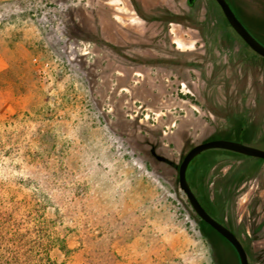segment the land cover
Listing matches in <instances>:
<instances>
[{
  "label": "rangeland",
  "instance_id": "1",
  "mask_svg": "<svg viewBox=\"0 0 264 264\" xmlns=\"http://www.w3.org/2000/svg\"><path fill=\"white\" fill-rule=\"evenodd\" d=\"M227 1L264 44V0ZM225 20L216 0H0V178L56 261L240 264L178 184L199 142L264 149V57ZM188 179L264 264V159L208 153Z\"/></svg>",
  "mask_w": 264,
  "mask_h": 264
},
{
  "label": "trees",
  "instance_id": "2",
  "mask_svg": "<svg viewBox=\"0 0 264 264\" xmlns=\"http://www.w3.org/2000/svg\"><path fill=\"white\" fill-rule=\"evenodd\" d=\"M225 21L229 24L227 20ZM244 44L248 46L245 42ZM215 152L235 154L224 149L202 152L189 163L186 171L187 179L191 174V165L199 156ZM188 182L204 208L232 230L223 219L224 206L221 201L219 199L210 201L206 196L201 198L194 189V183L189 179ZM8 183H10L8 177L0 178V264H67L65 260L58 262L53 258L54 247H58L65 254L69 252V249L62 239L52 235L42 208L32 200L31 195L19 196L18 192L8 186ZM196 217L203 227L222 237L197 214Z\"/></svg>",
  "mask_w": 264,
  "mask_h": 264
},
{
  "label": "water",
  "instance_id": "3",
  "mask_svg": "<svg viewBox=\"0 0 264 264\" xmlns=\"http://www.w3.org/2000/svg\"><path fill=\"white\" fill-rule=\"evenodd\" d=\"M227 22L239 37L258 55L264 57V44L261 43L236 16L226 0H216ZM209 149H224L248 156L264 159V149L232 139H210L193 145L183 156L178 168V184L185 193L193 211L222 237H224L235 249L240 264H249L248 255L240 239L226 225L214 218L201 204L198 197L190 186L186 171L189 163L202 152Z\"/></svg>",
  "mask_w": 264,
  "mask_h": 264
},
{
  "label": "crops",
  "instance_id": "4",
  "mask_svg": "<svg viewBox=\"0 0 264 264\" xmlns=\"http://www.w3.org/2000/svg\"><path fill=\"white\" fill-rule=\"evenodd\" d=\"M6 67V61L3 56L0 55V71Z\"/></svg>",
  "mask_w": 264,
  "mask_h": 264
},
{
  "label": "built area",
  "instance_id": "5",
  "mask_svg": "<svg viewBox=\"0 0 264 264\" xmlns=\"http://www.w3.org/2000/svg\"><path fill=\"white\" fill-rule=\"evenodd\" d=\"M39 72L41 73V74H45V71L40 67L39 68Z\"/></svg>",
  "mask_w": 264,
  "mask_h": 264
},
{
  "label": "flooded vegetation",
  "instance_id": "6",
  "mask_svg": "<svg viewBox=\"0 0 264 264\" xmlns=\"http://www.w3.org/2000/svg\"><path fill=\"white\" fill-rule=\"evenodd\" d=\"M189 1H191V0H189ZM227 1V0H226ZM228 2V1H227ZM235 13V12H234ZM236 153V152H235ZM248 156V155H247ZM241 241V240H240ZM243 244V243H242ZM244 246V245H243Z\"/></svg>",
  "mask_w": 264,
  "mask_h": 264
}]
</instances>
